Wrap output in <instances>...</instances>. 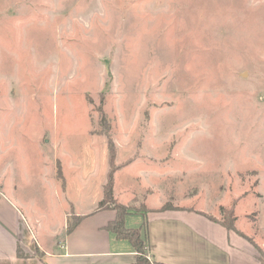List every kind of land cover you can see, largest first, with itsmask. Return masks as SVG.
I'll list each match as a JSON object with an SVG mask.
<instances>
[{"label": "rangeland", "instance_id": "1", "mask_svg": "<svg viewBox=\"0 0 264 264\" xmlns=\"http://www.w3.org/2000/svg\"><path fill=\"white\" fill-rule=\"evenodd\" d=\"M110 147L129 224L235 214L264 256V0H0V171L51 224L99 204Z\"/></svg>", "mask_w": 264, "mask_h": 264}, {"label": "crops", "instance_id": "2", "mask_svg": "<svg viewBox=\"0 0 264 264\" xmlns=\"http://www.w3.org/2000/svg\"><path fill=\"white\" fill-rule=\"evenodd\" d=\"M7 176L0 171V264L136 262L132 243L107 227L116 218V210L98 205L79 210L73 205L49 224ZM72 213L82 218L68 232ZM134 213L126 216L128 227H134L128 223ZM212 216L194 206L149 208L136 226L147 222L148 254L156 264H264L261 244L238 225L230 229Z\"/></svg>", "mask_w": 264, "mask_h": 264}, {"label": "trees", "instance_id": "3", "mask_svg": "<svg viewBox=\"0 0 264 264\" xmlns=\"http://www.w3.org/2000/svg\"><path fill=\"white\" fill-rule=\"evenodd\" d=\"M110 149H111L110 150L111 170H110L108 182L104 186V196L102 200L99 202L98 208L99 209L111 208L116 210L117 212L116 218L113 221L109 222L107 227L113 232H115L119 238L127 239L132 243L133 247L137 252L136 255L137 259L134 264H150L146 258H143L141 256L142 252L148 253L149 242H148V233H147V222L145 221L142 225L138 227H128L126 225V216L130 213L131 210L126 208L125 205L118 202V200L114 196V185H115L114 174L119 168L123 167L128 163L117 165L116 151L113 150L112 147H110ZM59 175L62 176L61 172H59ZM173 207L174 205L166 203L162 206V209L173 208ZM147 210L148 208L143 210L144 211L143 214H145ZM233 214H234V209H231L229 210V213H226V215L230 218ZM81 218L82 216L75 215L74 213L71 214L68 222V232H71L74 229V227L81 220ZM211 218H213L214 220H219L214 216H212ZM235 220H236V216L234 214V221L232 223H226L222 220L219 221L222 222L228 228L233 229L235 228Z\"/></svg>", "mask_w": 264, "mask_h": 264}]
</instances>
